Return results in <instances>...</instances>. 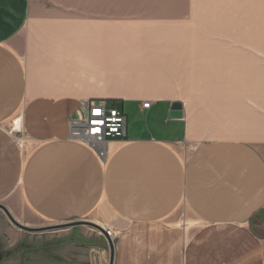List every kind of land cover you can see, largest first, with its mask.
<instances>
[{
    "label": "crops",
    "instance_id": "0c3cea01",
    "mask_svg": "<svg viewBox=\"0 0 264 264\" xmlns=\"http://www.w3.org/2000/svg\"><path fill=\"white\" fill-rule=\"evenodd\" d=\"M253 7L225 84L188 58L216 56V0H0V203L25 225L24 211L55 225L97 214L115 231L114 264H264V117L248 104H264V7ZM124 56H166L171 73L139 82ZM202 91L230 135L195 129L186 102ZM92 99L120 100L126 116L106 158L71 136ZM175 102L181 118L169 116ZM14 234L0 213V264H111L106 236L85 224L35 246Z\"/></svg>",
    "mask_w": 264,
    "mask_h": 264
},
{
    "label": "rangeland",
    "instance_id": "374dc122",
    "mask_svg": "<svg viewBox=\"0 0 264 264\" xmlns=\"http://www.w3.org/2000/svg\"><path fill=\"white\" fill-rule=\"evenodd\" d=\"M251 3H253V6H254L253 9L257 7H262V8L264 7V0H263V3H260V4H258L259 2H257V0H216V36L213 37V40L216 41V56H188V58L192 60L193 62L192 64L200 66V69L202 65H204L205 63L204 59L209 60L208 63H210L211 65L210 64L208 65L212 67L213 75H216L215 76L216 79L214 78L216 82L217 80L224 81L226 84L228 77H224V76L225 75L233 76L232 73H235L234 67L241 64L239 62L241 61V57L233 56V55H234V51L236 47L238 48L241 47L242 45L241 42L244 41L242 37L237 38V36L238 35L242 36L246 33H247L246 36L251 34V30L249 28L251 25V14H250L251 13ZM253 15L255 16V14ZM256 31L257 30H254L253 33ZM260 43L262 44L260 47H263V50H264V39L261 40ZM255 44L256 46H250V47L248 46L249 49L255 51L256 47H259L257 46L258 41H255ZM124 58H125L124 71L127 72L125 74L136 73L138 71H141V73H143V75L137 76L139 78L138 79L139 82L141 81V78H143L144 73H147L150 71L158 72V71L165 70L168 74L171 73V70L166 69V67L164 66V63L161 66H159L160 63L164 62L162 58L166 59V56H124ZM216 59L222 60L224 62L222 64L220 63L221 68H218V69H221L220 71H217ZM141 60L146 63L144 68L140 67ZM229 64L231 68H229ZM221 75H223V77H218ZM195 79L199 81L198 78H195ZM112 82L113 81L110 80L108 84V87L110 88V90H112L113 88L111 87ZM135 83H137L136 80H134L130 84L132 88L133 86H135ZM199 85L202 88L201 90H204L205 88H207L206 86H203L200 83ZM135 88H137V86H135ZM216 88L218 90L222 89L223 91L226 89H229V87H226V86L221 87L218 84H216ZM142 93H147V92H142ZM202 93L203 91L194 94L195 96H198L196 101L199 103L194 102L193 99L191 98L189 99V101L186 102L195 107L191 110V112L201 117L202 124L199 119V123L196 124L195 129L202 127L204 129L205 139L216 138V137L222 138L224 136L230 135V133L225 132L226 130H229L223 124L225 123V118H224L225 116L222 119L216 118V104L215 106L214 105L211 106L210 104H207V103H206L207 105L206 104L203 105L204 103H201V98L205 95V93L204 94ZM115 94L117 93L114 91H110L109 93H107V95H110V96H114ZM146 95H150V94H146ZM109 103H110V106L122 108V104H121L122 102L120 100L111 99ZM248 104H250L251 106L257 107L258 109V110L256 109L257 112H260V114H262L264 117V104L263 106L261 104H258L255 100H253V98L248 99ZM133 105L134 103L131 100L126 101L125 99L124 106L128 113L131 112ZM232 111L234 110H232L229 107L223 110V112L226 115L231 114ZM222 120H223V123H222L223 125L221 124ZM258 126H260V124ZM230 137H235V136H233L232 134ZM256 143H260V145H262V143L264 142L256 141ZM0 213L6 216L9 224L15 230L16 234H14V239L18 240V243L16 245H19L20 247H23L26 244L30 246H35L37 245L38 242H41L43 239L51 240L52 236L56 235L58 232L63 231V229L72 228V226L47 228L48 226H52V225L54 226L55 224L44 222L41 219L37 218L35 215H33L31 212L29 213L27 211H24V214L31 220L30 221L31 223H29L30 225L29 224L28 225L35 227V228H39L36 231L27 232L21 229L20 227L16 226L14 223H12V221L8 218V216L5 214L2 208H0ZM97 216L98 215L96 214L94 217H91L89 220L98 221L99 219L97 218ZM183 219L184 218H182V220ZM89 228L91 230H94L98 234H101L103 237L105 236L97 228L92 227V226H89ZM112 238L113 240H115L114 237Z\"/></svg>",
    "mask_w": 264,
    "mask_h": 264
},
{
    "label": "built area",
    "instance_id": "2783aa9c",
    "mask_svg": "<svg viewBox=\"0 0 264 264\" xmlns=\"http://www.w3.org/2000/svg\"><path fill=\"white\" fill-rule=\"evenodd\" d=\"M150 104V101H145L144 107ZM126 124L124 112L110 106L109 100H84L77 115L70 120L71 136L93 146L101 158H106L107 143L111 138H123Z\"/></svg>",
    "mask_w": 264,
    "mask_h": 264
},
{
    "label": "water",
    "instance_id": "95a60500",
    "mask_svg": "<svg viewBox=\"0 0 264 264\" xmlns=\"http://www.w3.org/2000/svg\"><path fill=\"white\" fill-rule=\"evenodd\" d=\"M183 115H184V111H183L182 104L180 102L173 103L172 108H171L170 113H169L170 118H181V117H183ZM0 208H2L5 211V213L7 214L8 218L12 221V223H14L16 226L20 227L21 229H24L27 231H36L39 229V228H35V227L25 225V224L21 223L20 221H18L4 204L0 203ZM82 224L95 227L98 230H100L106 236V238L109 242L110 248H111V264H114V254H115L114 240L111 237L108 229L105 228L104 226H102L96 222L89 221V220H79V221H73V222L65 223V224H59V225H54V226L52 225V226H48L47 228L74 226V225H82Z\"/></svg>",
    "mask_w": 264,
    "mask_h": 264
},
{
    "label": "bare ground",
    "instance_id": "6f19581e",
    "mask_svg": "<svg viewBox=\"0 0 264 264\" xmlns=\"http://www.w3.org/2000/svg\"><path fill=\"white\" fill-rule=\"evenodd\" d=\"M18 123H19V122H18ZM13 129H14L15 131H21V129H22V125L18 127V126L15 125V123H14ZM108 231H109L111 237H113L114 234H115V231L112 230V229H108Z\"/></svg>",
    "mask_w": 264,
    "mask_h": 264
}]
</instances>
